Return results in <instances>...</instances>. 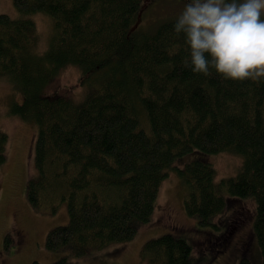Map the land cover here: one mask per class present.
Masks as SVG:
<instances>
[{
  "label": "trees",
  "instance_id": "obj_1",
  "mask_svg": "<svg viewBox=\"0 0 264 264\" xmlns=\"http://www.w3.org/2000/svg\"><path fill=\"white\" fill-rule=\"evenodd\" d=\"M12 2L20 16L0 14V77L21 95L10 114L35 127L37 177L27 182L26 198L38 213L53 214L60 204L68 213L66 225L46 233V251L80 257L131 240L152 214L173 160L197 155L177 169L185 213L231 239L238 224L232 201L250 198V229L264 264V83L192 72L177 18L157 20L155 7H146L138 22L142 0ZM34 13L51 20L41 53L32 51ZM66 66L95 72L96 80L77 100L44 95ZM6 142L0 131V166ZM221 153L242 156V166L215 182L209 156ZM226 209L222 225L210 222ZM189 253L184 240L165 233L147 240L139 256L143 264H190Z\"/></svg>",
  "mask_w": 264,
  "mask_h": 264
},
{
  "label": "rangeland",
  "instance_id": "obj_2",
  "mask_svg": "<svg viewBox=\"0 0 264 264\" xmlns=\"http://www.w3.org/2000/svg\"><path fill=\"white\" fill-rule=\"evenodd\" d=\"M142 1L138 22L146 7L148 11L155 7L157 20L178 18L188 2ZM148 1H153V6ZM0 14L20 16L12 0H0ZM29 17L35 23V32L39 38L32 51L41 53L47 48L53 34L51 20L41 13L31 14ZM94 73H81L74 66H66L59 70L57 77L43 94L49 97L70 96L73 100L82 98L96 80ZM20 101L21 95L15 85L7 77H0V131L7 136L4 151L6 161L0 166V264H51L62 255L67 256V264H143L139 256L141 246L147 240L165 233L186 242L190 248V264H238L241 257H246L250 264H261L260 251L250 229L254 207L250 198L240 202L232 201L238 224L232 226L234 232L231 239L230 235L220 236L221 233L210 227L200 228L196 218L185 213L183 201L186 189L177 169L183 168L185 163L197 155L173 160L171 167L167 169V177L160 184L152 214L147 222L138 226L131 240L80 257L67 251H46V233L55 226L66 225L68 213L64 204H60L53 214L38 213L27 201V182L37 177L33 151L36 133L32 123L21 121L10 114L11 104ZM209 157L214 168L215 182L235 176L242 166V156L237 154L221 153ZM225 198L227 201L234 200L227 194ZM229 213L226 209L220 215L212 217L210 222L222 225L224 217L229 216Z\"/></svg>",
  "mask_w": 264,
  "mask_h": 264
},
{
  "label": "clouds",
  "instance_id": "obj_3",
  "mask_svg": "<svg viewBox=\"0 0 264 264\" xmlns=\"http://www.w3.org/2000/svg\"><path fill=\"white\" fill-rule=\"evenodd\" d=\"M264 0H188L174 24L190 49L185 67L264 83Z\"/></svg>",
  "mask_w": 264,
  "mask_h": 264
}]
</instances>
